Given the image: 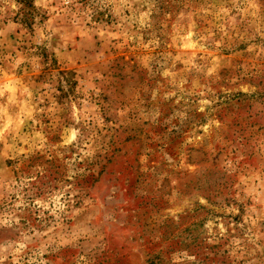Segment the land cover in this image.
Wrapping results in <instances>:
<instances>
[{"label":"rangeland","instance_id":"1","mask_svg":"<svg viewBox=\"0 0 264 264\" xmlns=\"http://www.w3.org/2000/svg\"><path fill=\"white\" fill-rule=\"evenodd\" d=\"M0 264H264V0H0Z\"/></svg>","mask_w":264,"mask_h":264}]
</instances>
